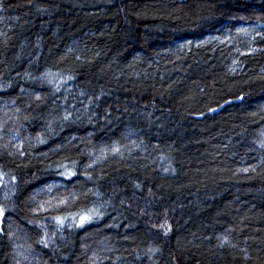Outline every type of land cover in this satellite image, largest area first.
Masks as SVG:
<instances>
[{"label":"trees","instance_id":"trees-1","mask_svg":"<svg viewBox=\"0 0 264 264\" xmlns=\"http://www.w3.org/2000/svg\"><path fill=\"white\" fill-rule=\"evenodd\" d=\"M262 145L264 0H0V264H264Z\"/></svg>","mask_w":264,"mask_h":264},{"label":"snow or ice","instance_id":"snow-or-ice-1","mask_svg":"<svg viewBox=\"0 0 264 264\" xmlns=\"http://www.w3.org/2000/svg\"><path fill=\"white\" fill-rule=\"evenodd\" d=\"M264 146V145H262ZM113 151H116L118 152L119 149H114ZM245 171H247V169H245ZM69 176L71 175H74V173L72 172H68L67 173ZM15 179V178H13ZM3 180V174H0V181ZM5 216V209L3 207H0V223L3 222V217ZM57 225L59 226H63L64 224V220L67 219V218H63V217H55L54 218ZM92 219V216L91 215H80L79 216V225L78 226H83L86 222H90ZM37 243L43 245L44 247H48V240H47V234H45V237L42 238L41 240L37 241Z\"/></svg>","mask_w":264,"mask_h":264},{"label":"rangeland","instance_id":"rangeland-1","mask_svg":"<svg viewBox=\"0 0 264 264\" xmlns=\"http://www.w3.org/2000/svg\"><path fill=\"white\" fill-rule=\"evenodd\" d=\"M260 29H261V26H248L244 29H242L243 34H242V38L241 40L245 41V42H250L251 39L253 38H256L258 36L261 35V32H260ZM241 49V48H240ZM242 51V49H241Z\"/></svg>","mask_w":264,"mask_h":264}]
</instances>
